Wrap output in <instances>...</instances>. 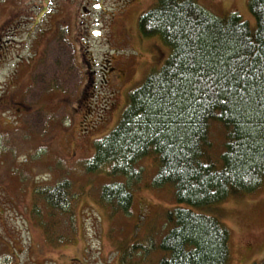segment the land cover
<instances>
[{"label": "rangeland", "instance_id": "374dc122", "mask_svg": "<svg viewBox=\"0 0 264 264\" xmlns=\"http://www.w3.org/2000/svg\"><path fill=\"white\" fill-rule=\"evenodd\" d=\"M154 1L0 0V264H122L127 246L157 245L164 234L175 188L153 184L155 157L138 163L143 178L132 187L128 214L100 204L103 186L119 180L109 169L83 170L131 92L170 53L158 37L146 38L139 29ZM196 1L213 16L238 14L256 25L249 0ZM224 136L214 122L216 154ZM62 180L70 182L72 223L35 198L36 190ZM39 207L48 218L37 215ZM203 212L231 231L228 264L264 259V187ZM49 221L56 232L47 228ZM160 256L152 249L134 260L156 264Z\"/></svg>", "mask_w": 264, "mask_h": 264}, {"label": "trees", "instance_id": "16d2710c", "mask_svg": "<svg viewBox=\"0 0 264 264\" xmlns=\"http://www.w3.org/2000/svg\"><path fill=\"white\" fill-rule=\"evenodd\" d=\"M249 9L255 27L238 14L213 16L196 0H155L139 18L141 34L158 37L170 53L131 92L116 126L95 142L83 170L109 169L119 180L103 186L100 204L128 214L132 187L143 178L138 163L155 157L153 184L174 186L175 207L165 214L167 227L157 245L134 242L122 264H136L135 256L152 249L161 253L156 264L231 259L230 229L203 209L264 187V0H249ZM214 122L225 131L217 154ZM69 188L62 180L36 190L35 198L72 223ZM42 210L36 211L39 217L46 214ZM53 225L46 224L56 232Z\"/></svg>", "mask_w": 264, "mask_h": 264}, {"label": "water", "instance_id": "95a60500", "mask_svg": "<svg viewBox=\"0 0 264 264\" xmlns=\"http://www.w3.org/2000/svg\"><path fill=\"white\" fill-rule=\"evenodd\" d=\"M100 32L99 31H96L95 34H99Z\"/></svg>", "mask_w": 264, "mask_h": 264}, {"label": "flooded vegetation", "instance_id": "af4514ba", "mask_svg": "<svg viewBox=\"0 0 264 264\" xmlns=\"http://www.w3.org/2000/svg\"><path fill=\"white\" fill-rule=\"evenodd\" d=\"M93 34H94V31H93ZM99 36V35H98Z\"/></svg>", "mask_w": 264, "mask_h": 264}]
</instances>
